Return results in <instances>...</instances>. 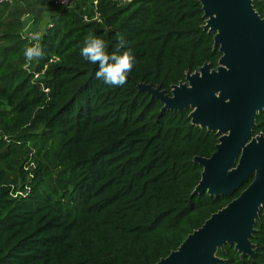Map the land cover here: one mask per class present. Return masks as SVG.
<instances>
[{
    "label": "trees",
    "instance_id": "obj_1",
    "mask_svg": "<svg viewBox=\"0 0 264 264\" xmlns=\"http://www.w3.org/2000/svg\"><path fill=\"white\" fill-rule=\"evenodd\" d=\"M264 18V2L252 0ZM46 14V15H45ZM201 0H7L0 5V264H155L250 183L231 195L194 192L196 157L219 134L192 123L191 109L165 108L139 84L171 86L218 66ZM47 17L38 41L24 16ZM79 17H83L81 20ZM135 63L122 87L95 76L80 55L89 33ZM43 45L27 65L24 49ZM264 134V110L253 135ZM252 257L225 244L222 264H264V218Z\"/></svg>",
    "mask_w": 264,
    "mask_h": 264
},
{
    "label": "water",
    "instance_id": "obj_2",
    "mask_svg": "<svg viewBox=\"0 0 264 264\" xmlns=\"http://www.w3.org/2000/svg\"><path fill=\"white\" fill-rule=\"evenodd\" d=\"M201 4L204 28L214 33V48L221 53L218 66L205 63L187 72L170 93L150 84L139 88L158 97L165 108L189 107L192 123L219 134L215 151L195 158L202 172L194 192L231 195L252 179L155 264H222L216 252L225 244L250 258L261 209L264 218V134L253 135L256 116L264 110V18L252 0H201Z\"/></svg>",
    "mask_w": 264,
    "mask_h": 264
},
{
    "label": "clouds",
    "instance_id": "obj_3",
    "mask_svg": "<svg viewBox=\"0 0 264 264\" xmlns=\"http://www.w3.org/2000/svg\"><path fill=\"white\" fill-rule=\"evenodd\" d=\"M23 55L26 64L31 65L33 61H39L44 57L43 45L34 42L25 47ZM80 55L90 64L98 65L96 78L111 87L125 85L135 63L134 51L123 36H119L116 50L109 52L105 39L89 32L80 48Z\"/></svg>",
    "mask_w": 264,
    "mask_h": 264
},
{
    "label": "rangeland",
    "instance_id": "obj_4",
    "mask_svg": "<svg viewBox=\"0 0 264 264\" xmlns=\"http://www.w3.org/2000/svg\"><path fill=\"white\" fill-rule=\"evenodd\" d=\"M120 1L127 2V0H120ZM47 20H48L47 17H44L41 21H34L31 16L25 15L24 16L25 28L23 30V33L26 34L31 33L32 35L31 34L30 35L33 38V40L38 41L40 35L45 29Z\"/></svg>",
    "mask_w": 264,
    "mask_h": 264
},
{
    "label": "built area",
    "instance_id": "obj_5",
    "mask_svg": "<svg viewBox=\"0 0 264 264\" xmlns=\"http://www.w3.org/2000/svg\"><path fill=\"white\" fill-rule=\"evenodd\" d=\"M7 0H0V5L4 4ZM60 7H68L73 0H56ZM31 33L26 34L28 37L32 38ZM35 38V37H34ZM33 39V38H32Z\"/></svg>",
    "mask_w": 264,
    "mask_h": 264
}]
</instances>
